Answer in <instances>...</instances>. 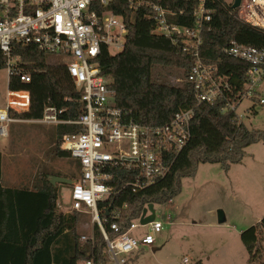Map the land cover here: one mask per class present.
<instances>
[{
	"label": "trees",
	"instance_id": "1",
	"mask_svg": "<svg viewBox=\"0 0 264 264\" xmlns=\"http://www.w3.org/2000/svg\"><path fill=\"white\" fill-rule=\"evenodd\" d=\"M160 3L174 12L170 20L178 24L193 23V2L160 0ZM212 8V19L202 29L199 57L203 63L216 68L221 80L229 83L230 90L215 102L206 103L197 100L191 83L173 84L167 79L169 72L158 70L159 67L175 68L184 78L194 57L153 31L147 7L130 8L127 0H112L104 7L120 15L127 26L123 49L110 54L103 46L97 56L100 72L109 79L114 91L115 106L125 118L140 124L162 125L176 111L194 109L189 138L183 148L170 157L169 170L163 177L132 192L125 184L132 180L133 172L125 168L110 170L112 179L108 183L113 192L97 202L102 226L110 240L137 221L149 203L162 204L176 196L180 192L181 178L193 176L198 164L219 163L222 169L228 170L231 164L241 161L248 145L264 142V130L248 127L232 110L221 112L227 101L241 98L248 67L246 62L224 54L223 46L233 40L264 49V31L234 18L229 7L214 2ZM181 10L183 15H179ZM12 51L19 57L20 67L29 73L30 80L22 82L15 75L9 77L11 90L29 93L28 109L11 111V115L26 120L39 119L44 107L52 105L61 111L60 119L78 118L83 111L80 91L66 67L61 63H48L46 54L32 45L14 43ZM4 60L0 53V69L4 68ZM249 99L258 100L257 96ZM249 111L255 112L253 106ZM80 130L81 126L75 124L53 125L49 154L54 158L73 159L60 144L64 135ZM1 163L0 152V264H84L86 260H91L92 264H113L98 225L92 223L91 231L85 234L91 238L81 240L77 224L84 212L63 213L58 209V186L52 185L48 178L49 174L58 173L40 172L32 187L6 186L1 180ZM69 174L66 177L74 180L79 170L74 169ZM114 211H118L117 216L113 215ZM111 222L118 224V232L110 228ZM240 240L248 255L246 264H264V215L240 232Z\"/></svg>",
	"mask_w": 264,
	"mask_h": 264
},
{
	"label": "built area",
	"instance_id": "2",
	"mask_svg": "<svg viewBox=\"0 0 264 264\" xmlns=\"http://www.w3.org/2000/svg\"><path fill=\"white\" fill-rule=\"evenodd\" d=\"M111 1L0 0V53L5 59L7 77L6 94L0 103V137L8 136L11 123L28 121L11 115V111L28 109L29 93L26 90H11L8 87L9 77L15 75L22 82L30 80L29 73L18 63L19 57L12 53L13 44L32 45L45 54L62 57L65 61L61 64L80 91L83 111L75 120H62L58 117L60 110L46 105L42 116L33 121L81 126L79 132L64 135L60 144V148L67 150L79 164V175L70 185L69 205L60 210L63 213H88L91 222L98 225L105 239L112 263L124 264L125 255L141 245L153 244L154 233L162 228V222L153 219L147 223L150 230L139 240L129 233L139 219L131 222L115 238L108 239L97 202L113 192V187L108 183L112 179L110 170H131L132 180L125 185L132 192L144 189L163 177L169 170L170 157L175 156L189 138L194 109H180L168 122L151 125L127 120L115 106L110 81L101 74L97 62L103 46L114 54L121 51L125 44L127 26L124 19L104 9ZM127 1L130 8L147 7L153 20V31L194 57L186 76L177 80L191 83L199 102H215L230 90L229 83L221 80L216 68L203 63L199 57L201 33L212 19V4L217 2L224 8L229 7V13L234 18L264 31V0H239L236 7H232L234 0H188L195 4L191 25L170 20L174 12L164 8L160 0ZM179 15H183V10ZM222 52L248 64L241 98L235 102L227 101L221 108V112L234 111L237 119L242 120L236 112V105L243 98L257 96L255 88L264 77V49L237 44L232 40L223 46ZM20 93L24 95L20 96ZM257 98L259 103H264V97ZM113 215L117 216L118 211H114ZM110 228L114 232L119 231L116 222H111ZM87 238H91V235L80 236L81 240ZM84 264H92V261L86 260Z\"/></svg>",
	"mask_w": 264,
	"mask_h": 264
},
{
	"label": "rangeland",
	"instance_id": "3",
	"mask_svg": "<svg viewBox=\"0 0 264 264\" xmlns=\"http://www.w3.org/2000/svg\"><path fill=\"white\" fill-rule=\"evenodd\" d=\"M45 58L51 64L65 61L55 54L47 53ZM158 70L169 72L167 79L173 84L183 78L175 68ZM255 89L257 97H264V77ZM6 90L4 67L0 69V103ZM250 106L254 113L249 111ZM236 112L248 127L264 130V104L257 99L243 98ZM53 125L29 121L9 125L8 136L0 137L4 183L32 187L42 171L69 176L72 170H79L76 159L49 154ZM55 185L58 209L68 207L70 185ZM153 209L154 219L162 222V228L154 233L151 246L141 245L125 255L124 264H246L248 255L240 232L264 215V142L248 145L241 161L231 164L228 170L219 163L198 164L193 176L181 178L180 192L165 203L154 204ZM218 210L223 212L222 222L217 220ZM136 223L129 233L139 240L150 226ZM91 224L90 215L84 213L77 224L78 231L88 234Z\"/></svg>",
	"mask_w": 264,
	"mask_h": 264
},
{
	"label": "water",
	"instance_id": "4",
	"mask_svg": "<svg viewBox=\"0 0 264 264\" xmlns=\"http://www.w3.org/2000/svg\"><path fill=\"white\" fill-rule=\"evenodd\" d=\"M239 3V0H234L232 7H236ZM49 182L54 185L55 183H64V184H72L73 180L68 179L66 177L57 176V175H51L49 176ZM155 217L153 204L149 203L147 206H145L142 210V213L139 217V223L140 224H147L150 221H152ZM217 220L218 222H222L224 220V215L221 210H218L217 212ZM154 249V248H152Z\"/></svg>",
	"mask_w": 264,
	"mask_h": 264
},
{
	"label": "crops",
	"instance_id": "5",
	"mask_svg": "<svg viewBox=\"0 0 264 264\" xmlns=\"http://www.w3.org/2000/svg\"><path fill=\"white\" fill-rule=\"evenodd\" d=\"M28 121H29V120H28ZM28 121H27V122H28ZM18 122H23V121H18ZM29 122L34 123L35 121H33V120L31 121V120H30ZM54 125H55V124H54ZM51 175H52V174H51ZM51 175H50V176H51ZM53 175H55V174H53ZM57 176H58V175H57ZM62 177H66V176L62 175ZM48 178H49V177H48ZM66 178L70 179L69 177H66ZM1 180H2V169H1ZM71 180H73V179H71ZM2 182H3V181H2ZM32 183H33L32 185H34V184L37 183L36 178L33 180ZM3 184L6 185V186H17V185L12 184V183H4V182H3ZM57 184H58V183H57ZM54 185H55V184H54ZM70 185H71V184H70ZM258 220H259V218H258ZM258 220H257V221H258ZM152 248H154V247H152Z\"/></svg>",
	"mask_w": 264,
	"mask_h": 264
}]
</instances>
